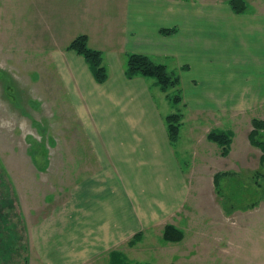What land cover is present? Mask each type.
I'll list each match as a JSON object with an SVG mask.
<instances>
[{
	"label": "rangeland",
	"instance_id": "obj_1",
	"mask_svg": "<svg viewBox=\"0 0 264 264\" xmlns=\"http://www.w3.org/2000/svg\"><path fill=\"white\" fill-rule=\"evenodd\" d=\"M107 1L97 14L94 0H0V264H264V163L250 121H226V155L214 142L196 148L188 135L196 129L180 132L185 192L166 212L147 215L137 199L116 203L102 189L110 159L84 134L49 67ZM47 21L56 38L40 40L33 26ZM70 30L78 34L67 39ZM171 89L177 95L163 91ZM218 173L229 177L217 183ZM175 230L179 240L165 239Z\"/></svg>",
	"mask_w": 264,
	"mask_h": 264
},
{
	"label": "crops",
	"instance_id": "obj_2",
	"mask_svg": "<svg viewBox=\"0 0 264 264\" xmlns=\"http://www.w3.org/2000/svg\"><path fill=\"white\" fill-rule=\"evenodd\" d=\"M94 1L100 6L98 14L101 2ZM229 1L108 0L100 18L78 32L86 33L89 48L101 52L107 73L103 83L95 81L77 53L50 52L49 68L75 107L84 134L110 159L100 181L110 195L117 193L116 203L133 198L142 202L137 208L147 215L166 212L165 204L185 192L186 173L177 156L178 148L184 150L179 147L180 132L196 129L195 136L188 135L195 137L197 148L198 143L212 142L207 139L210 131L227 129L226 121L228 127L247 128L248 121L264 120V9L259 6L264 2L246 1L245 11L235 13ZM33 28L44 34L40 40L54 39L58 32L49 22ZM162 29L175 31L164 35ZM78 33L70 30L67 39ZM129 54L146 55L174 71L179 85L173 90H179L181 101H170L172 89L164 92L152 78L127 79ZM172 114L181 117L175 143L169 141L166 127ZM193 140L188 139L186 149ZM82 184L85 192L86 186L97 192L86 181L78 182Z\"/></svg>",
	"mask_w": 264,
	"mask_h": 264
},
{
	"label": "trees",
	"instance_id": "obj_3",
	"mask_svg": "<svg viewBox=\"0 0 264 264\" xmlns=\"http://www.w3.org/2000/svg\"><path fill=\"white\" fill-rule=\"evenodd\" d=\"M229 5L235 13H242L246 8L244 0H230ZM174 31L175 29H162L160 32L164 35H169ZM68 50L76 52L85 59L86 63L89 64L97 83H103L106 80L107 73L104 66L101 65V52L92 50L87 46V37L85 35L75 37L71 44L68 45ZM125 76L127 79H132L136 76L152 78L164 91H167L170 88H176L179 85V77L174 71H168L164 64L155 63L148 56L142 54H129L127 56ZM179 93L180 92L178 91L177 95L173 97L168 95V98L174 103H179L181 101ZM180 119L181 117L179 114L169 115L166 118L167 134L171 143H175L178 140ZM251 127L252 130L249 134V140H251L253 145L259 148L262 152L260 161L264 163V141H260L257 137L259 131L264 130V120L253 119L251 121ZM207 139L222 148V155L227 154L228 145L231 141L230 138H227V134L222 131H211L207 135ZM222 175L226 178L229 177L228 173H218L214 176V181L219 183V179ZM165 239L177 241L180 239V236L175 230L174 233L169 232L166 234Z\"/></svg>",
	"mask_w": 264,
	"mask_h": 264
}]
</instances>
